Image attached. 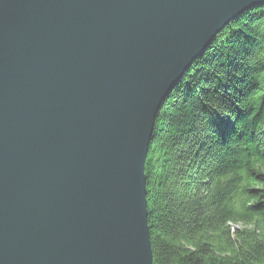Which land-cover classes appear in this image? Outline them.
<instances>
[{"label":"water","instance_id":"1","mask_svg":"<svg viewBox=\"0 0 264 264\" xmlns=\"http://www.w3.org/2000/svg\"><path fill=\"white\" fill-rule=\"evenodd\" d=\"M264 0H0V264H152L156 114Z\"/></svg>","mask_w":264,"mask_h":264},{"label":"trees","instance_id":"2","mask_svg":"<svg viewBox=\"0 0 264 264\" xmlns=\"http://www.w3.org/2000/svg\"><path fill=\"white\" fill-rule=\"evenodd\" d=\"M144 174L152 264H264V6L167 94Z\"/></svg>","mask_w":264,"mask_h":264}]
</instances>
